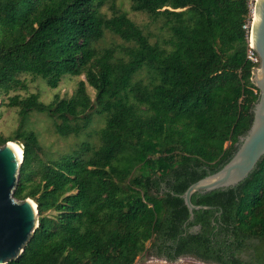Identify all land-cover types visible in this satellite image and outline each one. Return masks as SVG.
I'll return each mask as SVG.
<instances>
[{"label": "trees", "instance_id": "trees-1", "mask_svg": "<svg viewBox=\"0 0 264 264\" xmlns=\"http://www.w3.org/2000/svg\"><path fill=\"white\" fill-rule=\"evenodd\" d=\"M126 1L158 24L154 34L113 0H0V118L5 108L21 122L43 114L64 138L102 120L94 142L47 161L33 131L0 136V147L22 146L11 196L37 211L7 264H264V155L234 188L193 194L191 204L213 209L189 222L178 197L223 166L249 127L248 0ZM105 35L119 44L100 46ZM64 76L83 77L69 97L15 94L39 78L55 89Z\"/></svg>", "mask_w": 264, "mask_h": 264}, {"label": "water", "instance_id": "water-1", "mask_svg": "<svg viewBox=\"0 0 264 264\" xmlns=\"http://www.w3.org/2000/svg\"><path fill=\"white\" fill-rule=\"evenodd\" d=\"M252 16L250 45L258 64L250 77V83L257 91V100L250 110L251 121L246 132L238 137L228 161L214 173L190 184L178 196L187 211V222L192 220L193 211L213 209L191 204L193 194L204 195L234 188L253 171L264 155V0H253ZM11 143L22 150L18 141L6 142L0 147V264L18 259L37 227L36 205L30 199L16 201L11 196L22 159V156H17ZM191 230L195 232L198 227L194 226Z\"/></svg>", "mask_w": 264, "mask_h": 264}, {"label": "rangeland", "instance_id": "rangeland-1", "mask_svg": "<svg viewBox=\"0 0 264 264\" xmlns=\"http://www.w3.org/2000/svg\"><path fill=\"white\" fill-rule=\"evenodd\" d=\"M115 7L126 15L132 22L140 27H145L146 32L154 34L158 24L148 25V19L145 15L132 12L129 8V3L126 0H113ZM105 11V8L103 9ZM109 14V11L107 10ZM153 41V38L151 39ZM119 44L117 39L105 35L100 46H107L110 43ZM83 80V77L73 78L70 76L62 77L58 87L55 89L48 88L42 79L27 80L26 91L15 93L21 97L29 94L36 95L38 100L43 104H48L54 95L58 97H69L73 93L77 81ZM87 94L93 100L94 91L86 87ZM102 126V120L96 119L91 126L81 135L74 137H60L54 133L53 121L43 114L30 113L26 119L21 122L14 109H2V116L0 118V136L5 138L11 136L18 127L25 130H31L37 137V155L42 161L55 159L59 155L68 154L72 152L82 142H94L95 138L92 133ZM227 144H225L226 146ZM135 264H203L190 258H181L174 263H166L162 260L148 258L142 256L138 258Z\"/></svg>", "mask_w": 264, "mask_h": 264}, {"label": "built area", "instance_id": "built-area-1", "mask_svg": "<svg viewBox=\"0 0 264 264\" xmlns=\"http://www.w3.org/2000/svg\"><path fill=\"white\" fill-rule=\"evenodd\" d=\"M247 7H248V16L244 24L242 25L241 29L244 31L246 37V52H245V59L248 60L250 63L257 65L258 64V58L255 55L254 51L251 48L250 45V26H251V21H252V9H253V0H248L247 1ZM256 93V90H253V94Z\"/></svg>", "mask_w": 264, "mask_h": 264}, {"label": "bare ground", "instance_id": "bare-ground-1", "mask_svg": "<svg viewBox=\"0 0 264 264\" xmlns=\"http://www.w3.org/2000/svg\"><path fill=\"white\" fill-rule=\"evenodd\" d=\"M10 145H11V146L13 147V149L15 150L17 156H18V157H21V156H22V150H21V148H20L17 144H15V143H11Z\"/></svg>", "mask_w": 264, "mask_h": 264}]
</instances>
